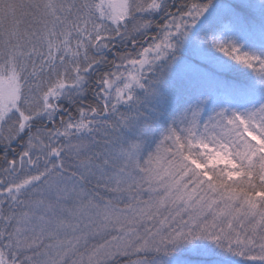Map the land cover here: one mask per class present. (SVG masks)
<instances>
[{"label":"snow or ice","instance_id":"obj_1","mask_svg":"<svg viewBox=\"0 0 264 264\" xmlns=\"http://www.w3.org/2000/svg\"><path fill=\"white\" fill-rule=\"evenodd\" d=\"M0 264H264V0H0Z\"/></svg>","mask_w":264,"mask_h":264}]
</instances>
